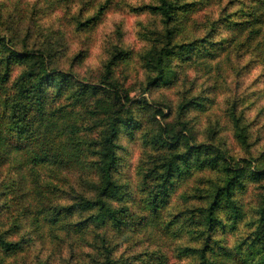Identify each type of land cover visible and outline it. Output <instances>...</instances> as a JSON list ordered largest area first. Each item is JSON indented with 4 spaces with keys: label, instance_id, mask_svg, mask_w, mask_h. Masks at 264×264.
Instances as JSON below:
<instances>
[{
    "label": "trees",
    "instance_id": "16d2710c",
    "mask_svg": "<svg viewBox=\"0 0 264 264\" xmlns=\"http://www.w3.org/2000/svg\"><path fill=\"white\" fill-rule=\"evenodd\" d=\"M7 1L9 0H5ZM63 1L69 2L29 0L33 11L31 22L26 19L28 12L20 7L26 0L12 3L17 13L13 18L16 22L34 23L27 30V37L31 36L29 32L32 28L39 37L43 36L37 48L21 49L14 39L17 34L6 33L11 28L0 30V63L5 68V78H0V88L4 87L14 64H25V69L14 80L13 91L7 94L6 88L0 90V219L15 217L8 228L5 227L9 220L5 221L4 229L0 228V251L11 253L24 247L23 237L17 241L9 239L10 232L16 234L23 221L28 225L26 239L41 241L42 248L49 249L39 264H55L56 244L60 239H70L71 245L77 243L74 234L83 233L90 223L97 226L111 223L116 229H121L132 224H136L138 228L144 223L157 222L163 226V232L174 233L172 239L182 241L179 245L176 242L172 245L173 252L181 251L183 257L195 261L193 264H264V194L257 217H252V222H246L247 231L236 237L234 244L230 239L222 238L220 229L217 228L239 231L242 227L240 221H243L245 212L236 197V190L239 186H245L244 178L264 177V168L252 169L257 158L252 157L250 162L244 163L243 158L236 161L232 157L230 161L227 160L222 174L223 183L207 196L210 198L204 201L205 206L200 204L187 211L190 212L187 223L178 224L177 214L164 219L162 205L169 200L174 177L191 173L194 169L214 166L218 160H226L228 157L223 147L213 142L195 140L185 121L179 122V130L174 127L170 130L160 128L156 138L165 142L170 151L160 170H153L154 176L151 179L155 184L151 186L145 180L144 197L135 204H128L125 200L129 193V181L122 182L116 176L121 166L120 150L123 149L118 140L122 130L132 131L140 123L135 117V107L129 92L124 91L115 74L119 60L128 57L129 51L125 47L114 43L106 45L107 58L100 83H82L72 92L75 98L73 104H85L92 100L93 111L103 115L95 138L87 136L90 126H85V120L75 110L64 105L53 109L47 106L49 90L54 85L58 90H63L68 77L57 67L61 58L55 55V49L61 45L62 38H71L70 29L73 25L70 19L57 11V5ZM109 3L114 4L115 0H102L95 6H99L98 12L95 10L93 14H86L94 6L93 0H86V12L84 8L81 14H74L75 33L84 37L89 24L91 27L94 24L97 26ZM240 3L247 10L240 8L239 13H245L247 17L236 22L230 19L231 13L222 12L213 22L210 35L216 36L221 27L227 28L232 22L237 29L250 27L239 47L251 49L250 62L264 66V13L260 10V4L263 6L264 0H241ZM186 6L183 0H152L145 4L147 10L159 15L166 24L168 39L163 45L152 47L144 56V63L151 71L146 79L145 92L153 86L167 84L171 78L174 79L176 72L170 66L172 61L182 59L186 63L195 59L188 56L189 50L196 45L194 42L176 44L172 38L174 32L180 33L182 25L189 19ZM48 10L51 11L49 17L43 18L48 15ZM48 18H51L49 26L39 24L38 20ZM55 23L56 27L50 26ZM233 41L234 37L223 38L225 48H231ZM82 56L77 55L76 59ZM36 64L41 67L34 68ZM140 99L141 105L148 104L145 94ZM236 101L238 106L241 100L239 98ZM201 103L203 102L196 96L184 99L178 105V115H185L191 107ZM154 113L164 115L162 109H157ZM239 119L243 121L244 118L241 115ZM250 131L251 124L246 122L241 127L239 136L249 139ZM147 177L148 175L146 179ZM70 187L82 192L67 196V200H60L59 196L58 199L55 198L61 188L67 191ZM43 191L46 193L44 196ZM4 193H9V198H3ZM84 211L87 213L85 219L74 223L69 221L68 218L73 213ZM174 225L179 226L175 228ZM190 231L198 232L194 238H199L196 241L198 244L184 247L185 238L181 239L176 235L187 237ZM76 247L78 248L77 244ZM96 247L101 253L105 252L103 264H153V260H157L155 264L163 262L160 249L120 254L115 253L113 244L104 238L97 241ZM58 251L62 253L60 248ZM76 256V251L73 250L70 259ZM3 263L1 260L0 264Z\"/></svg>",
    "mask_w": 264,
    "mask_h": 264
},
{
    "label": "rangeland",
    "instance_id": "374dc122",
    "mask_svg": "<svg viewBox=\"0 0 264 264\" xmlns=\"http://www.w3.org/2000/svg\"><path fill=\"white\" fill-rule=\"evenodd\" d=\"M16 1H1L0 30L6 27L11 28L10 32L6 33L17 34L14 39L21 49L37 48L43 36L39 37L32 28L29 32L31 36L27 37V30L33 27L34 23L16 22L13 19L17 13L12 3ZM28 1L20 4V7L28 12L26 19L31 22L33 11L32 4ZM85 1L69 0L68 3L63 1L57 5V11L73 23L69 36L71 38L67 40V36L63 37L61 45L55 49V55L61 58L57 67L68 77L63 90H58L56 85L49 90L46 98L47 106L53 109L64 105L68 109L75 110L85 120V126H90L87 136L95 138L104 117L93 111L92 100L85 104L81 102L73 104L75 98L72 92L82 83H100L107 58L106 45L114 43L129 51L126 59L119 60L115 73L124 91L129 92L135 107V117L140 122L132 131L122 130L118 140L123 149L120 150L121 166L116 176L122 182L129 181L127 186L129 193L125 199L128 204H135L144 197L145 180L151 186L155 184V181L151 179L154 176L153 170H160V166L168 156L170 151L167 148L168 145L156 138L160 128L165 127L170 130L174 127L175 130H179L181 129L180 121L187 122L189 133L195 140H205L223 147L228 157L226 160H218L214 166L194 169L191 173L174 177L169 200L167 204L162 205L164 219L172 218L177 214L178 224L187 223L190 217V212L187 211L200 204L205 206L204 201L210 198L207 196L223 183L224 166L232 157L236 158V161L243 158L242 163L250 162L252 157L257 158L252 164V169L264 168V66L259 63L252 64L249 60L251 49L239 47L241 41L245 40L250 27L243 30L237 29L232 22L227 28L221 27L216 36L210 35L213 22L222 12L231 13L230 19L236 22L247 17L245 13H239L240 8L247 10L244 4L240 3L241 0H183L184 5H187L186 13L189 19L184 22L182 29L180 28V33L174 32L172 38L176 44L194 42L196 45L189 50L188 56L190 59L191 57L195 59H189L190 61L186 63L182 59L172 61L170 66L174 67L176 72L174 79L171 78L167 84L153 86L148 92H145L144 86L151 71L144 63V56L152 47H159L168 40L167 27L162 22V18L145 8V4L152 0H115L114 4L109 3L97 26L94 24L91 27L89 24L88 32L83 37L74 31L76 26L74 14H81L84 8L86 12ZM100 1L102 0H93L94 6L92 5L86 14H93L95 10L98 12L99 6H95ZM260 10L264 13V5L260 4ZM50 12L48 10V15L43 18L49 17ZM50 20L51 18L40 19L38 22L42 26H49ZM12 22L15 23L12 24ZM50 26L56 27L57 23ZM229 37H234L232 47L225 48L223 38ZM64 53H66L65 56H62ZM77 55L83 56L76 59ZM40 67L39 64L34 65V68ZM24 69V63L13 65L2 87V89L6 88L7 94L13 91L14 80ZM4 72L5 68L0 63L1 79L4 77ZM143 94L148 98V104L145 106L139 102ZM192 96L198 97L203 103L191 107L183 116L178 115L179 103ZM239 98L241 102L236 106L235 101ZM157 109H162L164 115H156L154 112ZM241 111H243L241 114L243 121L239 119ZM246 122L251 124L249 139L239 136L241 127ZM146 175H148L147 179ZM244 181L245 186H239L236 190V197L243 205L245 212L243 221H240L242 227L239 231L217 227L220 229V236L226 240L230 239L232 244L235 243L236 237L247 231L246 222L249 220L252 222V217H257L259 206L263 203L264 177L260 179L250 176L244 178ZM79 192L82 190H74L70 187L66 191L61 188L55 198L58 199L59 196L60 200L63 198L67 200V196ZM45 194L43 191L42 196ZM9 196V193L2 194L3 198H9ZM86 215V211L75 212L68 219L74 223L85 219ZM14 219L15 217L12 216L0 219V228L4 229L5 221L9 220V224L5 227L8 228ZM23 222H20L16 234L10 232L9 239L17 241L23 237L24 247L11 253L0 251V261L2 260L3 264H39L49 251L48 248L47 250L42 248L43 242L26 239L28 225ZM160 225L157 222L144 223L137 228L136 224H132L116 229L111 223L103 226L90 223L83 233L74 234V238L78 240L77 243L71 245L70 239H60V242L56 244L58 247L55 253L57 254L54 259L55 264H103L105 252L101 253L96 247L97 241H102V238L113 244L115 253L128 254L132 251L160 249L163 255L162 264H193L195 261L183 257L184 254L181 251L173 252L172 245L175 242L179 245L182 241L172 239L174 233L163 232V226ZM177 226L179 225L173 227L177 228ZM191 228L190 226V230ZM197 235L198 232L190 231L187 237L186 235H176V237L185 238L184 247H186L198 244L196 241L199 238L194 239ZM189 242L192 243L189 244ZM59 248L62 253L58 251ZM73 250L76 251L77 256L70 259ZM152 262L155 264L157 260Z\"/></svg>",
    "mask_w": 264,
    "mask_h": 264
}]
</instances>
